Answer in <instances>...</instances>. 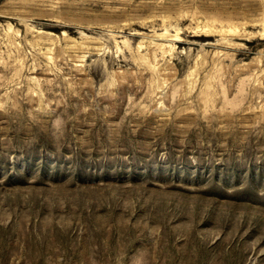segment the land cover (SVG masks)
Instances as JSON below:
<instances>
[{
	"label": "rangeland",
	"instance_id": "1",
	"mask_svg": "<svg viewBox=\"0 0 264 264\" xmlns=\"http://www.w3.org/2000/svg\"><path fill=\"white\" fill-rule=\"evenodd\" d=\"M0 264H264V0H0Z\"/></svg>",
	"mask_w": 264,
	"mask_h": 264
}]
</instances>
